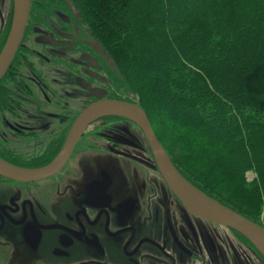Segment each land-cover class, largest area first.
<instances>
[{"label": "flooded vegetation", "instance_id": "flooded-vegetation-1", "mask_svg": "<svg viewBox=\"0 0 264 264\" xmlns=\"http://www.w3.org/2000/svg\"><path fill=\"white\" fill-rule=\"evenodd\" d=\"M14 15L15 0H0V55ZM116 76L115 55L79 0H31L22 41L0 80V158L44 168L91 104L140 105L115 92ZM165 149L187 181L218 199ZM0 264H264V257L239 232L189 211L143 130L110 116L85 129L57 173L34 181L0 175Z\"/></svg>", "mask_w": 264, "mask_h": 264}, {"label": "trees", "instance_id": "trees-1", "mask_svg": "<svg viewBox=\"0 0 264 264\" xmlns=\"http://www.w3.org/2000/svg\"><path fill=\"white\" fill-rule=\"evenodd\" d=\"M138 1L79 0L114 54L129 57L132 64L127 80L134 86L139 83L148 92L150 108L140 104L162 144L183 169L211 195L208 183L203 181L211 172L234 185L242 182L252 151L259 157L264 154V53L243 57L239 62L229 61L224 51L218 50V45L228 47L229 33L242 25L235 11L242 0H145L148 4L141 7L136 6ZM185 3L190 4V12L181 14L177 21L164 16L165 11L178 14ZM160 21L167 44L148 52L146 46L154 42L148 39L147 27ZM144 64L149 65V73L141 71ZM212 67L217 83L207 72ZM236 79L237 95L248 103L246 106L237 104L231 95ZM243 107L248 109V125L241 119ZM156 113L162 118L154 119ZM190 128L197 131L193 130L197 136H191ZM257 137L263 145L248 150V142L254 143ZM195 138L201 139L200 145L195 144L199 142ZM257 170L264 182V161Z\"/></svg>", "mask_w": 264, "mask_h": 264}, {"label": "water", "instance_id": "water-1", "mask_svg": "<svg viewBox=\"0 0 264 264\" xmlns=\"http://www.w3.org/2000/svg\"><path fill=\"white\" fill-rule=\"evenodd\" d=\"M30 8L31 0H15L12 30L0 55V80L10 67L20 46L29 19ZM110 116L128 119L143 130L163 178L189 211L208 221L239 232L264 257V227L213 199L187 181L175 167L156 136L146 111L132 102L105 99L91 104L81 112L72 126L62 153L51 164L41 169H22L0 158V175L19 181H34L57 173L66 164L85 129L94 122Z\"/></svg>", "mask_w": 264, "mask_h": 264}, {"label": "rangeland", "instance_id": "rangeland-1", "mask_svg": "<svg viewBox=\"0 0 264 264\" xmlns=\"http://www.w3.org/2000/svg\"><path fill=\"white\" fill-rule=\"evenodd\" d=\"M147 4L148 1L140 0L136 4V6L141 7L142 5H147ZM154 11H158V10L155 9ZM235 11L239 15L238 18H240L241 20L240 22H242L243 20L242 25L241 27L236 26L233 29V31L229 33L230 37H228L229 38L228 47L223 49L218 45V50L224 51V54L226 57H228L229 61L240 62V60H243V57H251L253 56V54L256 55V53H264V0H242L238 10H236L235 8ZM189 12H190V4L185 3L181 7H179L178 14H171L169 11H165L164 16L177 21L178 19H180L181 14H186ZM244 16H246L247 19L244 20ZM256 17L257 19L254 20V18ZM138 24L140 26V23ZM163 26H164L163 23L160 21L159 23L156 24H150L147 27L148 34H150L149 35L150 37L148 39H151V42H154L152 46H146L145 49H147L148 52H152L157 49H162L167 44L165 38L166 34L165 32H162ZM225 39L226 38H224L223 40ZM254 48H257V50L254 51ZM143 51L145 52L146 50L143 49L142 52ZM114 55H115V67L120 74L119 76L120 78L116 76L117 78H119V80L115 77V81H114L115 92L116 93L119 92L120 93L119 95H122L126 99L137 100L139 103L147 104L148 92L144 89V87L139 83L135 86L132 85L131 83L129 84L127 80V76L129 74L128 69L131 68L130 65L132 64L129 60V57L127 55H122V54H114ZM148 67H149L148 64H144V66L142 68L140 67V69L144 73L145 72L149 73L150 71ZM230 69L231 68L226 67V70H230ZM132 71H134V68H132ZM207 72L213 78V83H217L219 79L215 74L214 68L213 67L209 68ZM229 72L230 71H228V73ZM238 84H239L238 79H236L233 83L234 88L233 87L230 88L231 90L234 91L233 93H231V95L233 96V100H237V104L246 106L248 105V103L242 102L237 95L236 90L239 87L236 86ZM213 88L217 90L219 86H217V89L216 87ZM148 106L150 108L151 105ZM242 110L244 114L242 115L241 119L242 121L244 119L243 124H245L248 122V116H247L248 109L243 107ZM160 117L161 116H159L158 113H156L154 119ZM252 128L253 126L250 128V130ZM189 130L188 132L191 134V136H197L195 134V132L197 133V131L194 130V128H190ZM254 130L255 129H253V131ZM158 132L159 134H162L159 127H158ZM198 140L199 142H195L196 145H200L201 139H197V141ZM259 144L263 145V142L257 137L254 140V143L248 142L246 147L247 149L253 148L257 150ZM262 156L263 157H259L256 154V152L252 151L251 156L249 157V161L251 162V164L247 166V170L245 171V175H244L245 178L240 183H235L234 185L226 180L223 179L219 180V177L217 176L219 174L217 172L214 173L211 172L209 179L204 178L205 180L203 179L202 180L208 183L210 190L215 196H217L225 203L229 204L230 207H233L236 210H239L240 212L245 213L247 215L256 217L257 219L264 220V182H262L261 175L259 174V172H257L259 171L257 170V167H259V164L264 161V154Z\"/></svg>", "mask_w": 264, "mask_h": 264}]
</instances>
